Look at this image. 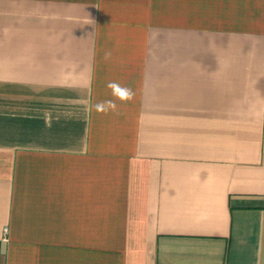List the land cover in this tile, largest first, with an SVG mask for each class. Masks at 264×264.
<instances>
[{"label": "crops", "instance_id": "obj_1", "mask_svg": "<svg viewBox=\"0 0 264 264\" xmlns=\"http://www.w3.org/2000/svg\"><path fill=\"white\" fill-rule=\"evenodd\" d=\"M0 264H264V0H0Z\"/></svg>", "mask_w": 264, "mask_h": 264}, {"label": "clouds", "instance_id": "obj_2", "mask_svg": "<svg viewBox=\"0 0 264 264\" xmlns=\"http://www.w3.org/2000/svg\"><path fill=\"white\" fill-rule=\"evenodd\" d=\"M110 57L111 53L105 52L104 59L108 60L110 59ZM106 87L110 90L111 96L114 99L100 101L94 104V110L98 114H107L109 112L116 113L118 108L116 101H119L121 103H128L134 99V91L130 87L122 85L117 81H109L106 84Z\"/></svg>", "mask_w": 264, "mask_h": 264}]
</instances>
